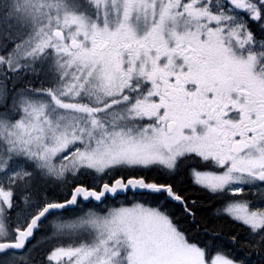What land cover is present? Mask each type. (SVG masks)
<instances>
[{
  "label": "snow or ice",
  "instance_id": "1",
  "mask_svg": "<svg viewBox=\"0 0 264 264\" xmlns=\"http://www.w3.org/2000/svg\"><path fill=\"white\" fill-rule=\"evenodd\" d=\"M0 264H264V0H0Z\"/></svg>",
  "mask_w": 264,
  "mask_h": 264
}]
</instances>
